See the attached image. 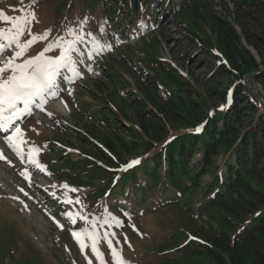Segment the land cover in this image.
Wrapping results in <instances>:
<instances>
[{
  "label": "rangeland",
  "instance_id": "rangeland-1",
  "mask_svg": "<svg viewBox=\"0 0 264 264\" xmlns=\"http://www.w3.org/2000/svg\"><path fill=\"white\" fill-rule=\"evenodd\" d=\"M119 1L111 0L118 5ZM141 1L136 0L138 13L143 9L139 5ZM147 1L149 19L144 17V20L131 25L114 26L108 11L109 0H101V4L92 6L88 13L81 12V5L67 9L63 5H53V0H0V13L3 14L0 24L5 27L8 26L4 22L8 19L5 16H18L20 8L29 3L35 7L33 13L36 18L28 27L36 36L47 32L48 40L54 39L51 35L55 33V38L63 37L65 34L59 30L68 29L70 22L78 19L82 27L78 34L82 39L72 53L75 63L68 68L77 77L76 84L59 81V85H65L63 97L57 101V95L51 89L46 94L43 110L39 104L33 109L30 107L32 113L18 126L27 141L23 145L25 149L22 147L23 159L0 136V151L6 157V160H0V264H100L90 247L82 252L72 236L73 231L86 227L101 237L99 250L105 264H112L110 250L103 240L105 233L111 234L108 239L128 264H144L142 257L146 252L161 244L173 246L175 232L193 233L191 222L176 211L164 214L146 211L129 225L120 223L119 227L107 222L83 220L73 228L61 217V211H70L71 203H65V199H78L81 208L77 213L80 214L91 202L82 198L85 194L92 197L109 176L116 177L119 173L117 167L158 147L155 146V138L144 128L157 125L158 107L165 106L175 90L183 92L186 87L183 77L179 76L178 82L174 78H163L154 69H159L153 65L156 60L168 61L164 66L159 65L164 74L163 67L170 73L172 68L178 69L191 82L193 89L205 96L211 93V104L215 110L221 109L225 102L227 74L219 68L214 49H208L187 32L174 12L164 8L166 0H161L162 3L160 0ZM195 1L208 23L225 19L234 24L237 16L246 34L264 54L262 11L247 13L243 6L235 7L229 0ZM36 10H39V15ZM57 17L58 22L55 21ZM237 30L240 32L239 28ZM76 37L69 34L66 40H75ZM28 39L27 34L21 37L22 42ZM48 40H37L23 58L36 56ZM241 42L259 63L253 49L243 40ZM10 52L13 55L12 49ZM46 55L54 57L59 55V51L54 49ZM11 56L0 58V63ZM77 67L79 76L75 74ZM189 89L188 98L191 100L195 94ZM250 89L253 93H260L257 85ZM37 115L42 116L37 118ZM206 116V111L202 112L200 122ZM113 119L122 131L118 137L109 128L113 127ZM179 133L173 131L172 135ZM47 142L50 145H46ZM108 142L114 149L107 146ZM32 144L41 148L38 154L33 155L44 166V171L28 163V149ZM152 144L154 147L147 149ZM25 170L30 173L28 180L21 179L24 176L20 173ZM63 182L74 187L67 185L66 189ZM262 182L264 184V177ZM116 199L119 200V196ZM133 202L139 203V196L133 197ZM57 222L63 227H58ZM201 226L209 228L204 223L198 225Z\"/></svg>",
  "mask_w": 264,
  "mask_h": 264
},
{
  "label": "trees",
  "instance_id": "trees-1",
  "mask_svg": "<svg viewBox=\"0 0 264 264\" xmlns=\"http://www.w3.org/2000/svg\"><path fill=\"white\" fill-rule=\"evenodd\" d=\"M109 2L114 26L149 19L147 0L141 1L143 9L139 14L136 0H121L119 5ZM229 2L235 7L243 6L247 13L252 10L264 13V0ZM54 4L67 9L81 5V12L88 13L101 0H53ZM163 4L166 10L174 12L187 32L216 51L219 68L227 74L232 103L227 110H215L211 93L205 96L193 89L183 75L184 93L175 90L169 102L158 107L157 125L144 128L155 138V146L161 145L173 131L181 133L119 180L109 176L92 197L86 195L91 202L83 216L86 222L110 224H115L111 220L115 217L123 225H129L146 211L152 214L176 211L186 217L193 233L175 232L173 246L161 244L147 251L142 257L144 264H264V108L244 82L250 75V85L260 86L264 97V54L246 34L237 16L234 24L225 19L208 23L195 0H166ZM30 8L24 7L22 13ZM79 20L71 21L67 30L59 31L76 33ZM55 21L58 22V17ZM242 40L256 53L259 63ZM164 63L167 62L156 60L153 65L159 69H154L163 78L178 82L181 75L177 69L172 68L170 73L163 67L166 74L162 73L159 65ZM189 88L195 94L191 100ZM204 111L207 113L204 127L196 133L193 129ZM112 129L116 137L122 132L114 119ZM107 146L114 149L109 142ZM153 147L152 144L147 149ZM136 196L139 203H132ZM203 223L209 228L198 227Z\"/></svg>",
  "mask_w": 264,
  "mask_h": 264
},
{
  "label": "snow or ice",
  "instance_id": "snow-or-ice-1",
  "mask_svg": "<svg viewBox=\"0 0 264 264\" xmlns=\"http://www.w3.org/2000/svg\"><path fill=\"white\" fill-rule=\"evenodd\" d=\"M2 16L3 14L0 13V17ZM35 18V14L29 12L26 17L5 19L4 22L10 24L11 27L7 30L0 29V56L8 49L13 50V55L7 58L5 62L0 63V132L6 133L4 139L8 143V147L21 159H23L24 155L22 146L25 145L27 141L23 139L21 129L15 126L16 122L29 113L30 107L33 104L41 105V110H43L46 94L54 87L56 76L60 70L72 68L75 63L72 53L76 51V44L82 39V37L79 36H77L75 40H66L62 36L54 38L48 41L44 49L36 56L23 58L28 49L32 44L37 42V40H48L47 32L36 36L28 27ZM69 32H71V30H69ZM25 34H27L30 39L22 42L21 37ZM54 49H58L59 55L54 57L46 55V53ZM18 60L20 62H17ZM73 71H75L74 68ZM5 73L8 74L5 75ZM77 75H79V73H77ZM9 129H11V134H7ZM196 131L199 132L200 128L198 127ZM39 151L40 149L35 146L29 147L28 163L32 164L39 171H44V166H42L33 155L38 154ZM0 160H6L2 151H0ZM138 163L139 161H132L128 167H132L134 164ZM20 174L24 176L26 180L29 179L30 173L27 170ZM53 187L55 186L53 185ZM63 187L66 189L68 188L67 185ZM68 190L76 191V189ZM21 191H23V189H21ZM64 202L80 203L78 199L76 201L65 199ZM65 215L72 224L77 222V216L72 212H67ZM79 219L87 221V218L83 215H80ZM111 220L117 226L120 225V221L115 217H112ZM57 226L63 227L59 222H57ZM109 235L111 234L105 233L103 240L107 243L108 249L110 250L112 264H128L119 251L113 247L111 240L108 239ZM72 236L76 239L82 252L85 248L90 247L92 254L100 264H105L103 253L99 250L101 237L98 233L86 227L81 229V231H73ZM89 264H91V262H89Z\"/></svg>",
  "mask_w": 264,
  "mask_h": 264
},
{
  "label": "bare ground",
  "instance_id": "bare-ground-1",
  "mask_svg": "<svg viewBox=\"0 0 264 264\" xmlns=\"http://www.w3.org/2000/svg\"><path fill=\"white\" fill-rule=\"evenodd\" d=\"M28 171V170H27ZM22 180H24L25 178L24 177H21Z\"/></svg>",
  "mask_w": 264,
  "mask_h": 264
}]
</instances>
